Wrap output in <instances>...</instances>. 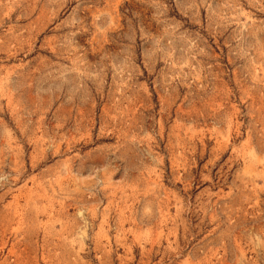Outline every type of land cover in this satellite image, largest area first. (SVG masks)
Wrapping results in <instances>:
<instances>
[{
  "label": "rangeland",
  "instance_id": "obj_1",
  "mask_svg": "<svg viewBox=\"0 0 264 264\" xmlns=\"http://www.w3.org/2000/svg\"><path fill=\"white\" fill-rule=\"evenodd\" d=\"M0 264H264V0H0Z\"/></svg>",
  "mask_w": 264,
  "mask_h": 264
}]
</instances>
